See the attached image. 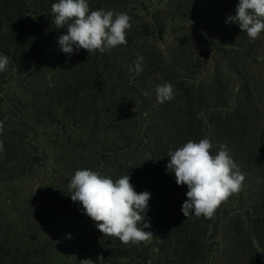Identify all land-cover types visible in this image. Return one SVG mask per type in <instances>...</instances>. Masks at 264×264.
<instances>
[{
    "label": "trees",
    "instance_id": "1",
    "mask_svg": "<svg viewBox=\"0 0 264 264\" xmlns=\"http://www.w3.org/2000/svg\"><path fill=\"white\" fill-rule=\"evenodd\" d=\"M56 2L0 0V54L10 58V70L35 80L29 83L32 93L26 101L27 111L35 120L63 130L67 123L105 127L108 123L119 127L137 124L136 118L125 115L123 104L106 106L91 98L92 88L85 73L74 72L71 56L42 48L50 38L67 31V28L57 29L54 24L51 5ZM88 3L90 10H114L130 17L134 10L145 13L150 22L142 24L143 32L160 43H165L168 34L173 33L167 24L168 17L188 22L199 19L212 33L215 54L204 65L194 63L185 42L177 40L162 56V83H172L183 97L181 102L165 101L161 110L186 112L179 120L176 144L158 146L155 141L153 148H120L114 152L119 158L113 164V180L129 174L137 193H150L146 221L151 227L146 231L153 232L151 241L124 245L118 238L105 236L109 246L104 253L96 248H91L89 254L86 250L81 252L96 258L98 263L103 256L100 264H147L153 258L163 260L164 264H220L225 259L238 264L245 253L249 254V264H264L261 253L264 250V32L253 43L237 24L226 23L228 16L235 14L239 0H168L153 13L137 0H88ZM199 69L197 78L187 76ZM6 71L0 72V85ZM139 109L148 119L145 131L154 130L153 125L159 121L149 111H143L144 107ZM0 122L7 131L2 110ZM9 133L14 135L17 130L11 128ZM203 138L212 142V154L225 146L245 174V180L250 176L258 184L252 190L248 188V196H244L247 184L244 181L243 190L223 202L211 219L195 215L186 218L181 208L188 189L186 185H177L174 173L167 170V155L189 140L198 142ZM0 140L4 146L0 151V179L3 175L18 177L22 170L32 172L37 157L30 155L28 160L32 159V163L23 166L21 148H14L5 133L0 135ZM22 149L27 152V148ZM85 149L77 152L78 170L89 169L84 160ZM93 149L96 167L107 165L106 152L102 148ZM134 154L139 157L134 158ZM236 198L239 204L243 202L238 208L232 206ZM244 199L249 202L248 207ZM36 204L39 208V202ZM53 212L55 209L46 212L40 223ZM228 226L234 232L231 238L226 230ZM32 237L38 241L36 234ZM20 253L19 246L0 231V264H31Z\"/></svg>",
    "mask_w": 264,
    "mask_h": 264
},
{
    "label": "rangeland",
    "instance_id": "2",
    "mask_svg": "<svg viewBox=\"0 0 264 264\" xmlns=\"http://www.w3.org/2000/svg\"><path fill=\"white\" fill-rule=\"evenodd\" d=\"M137 1L147 5L153 13L168 0ZM130 18L132 27L126 33V45L103 54L98 51L88 53L85 49L78 52L74 50L70 56L74 72L85 73L92 88L91 98L106 106L123 104L125 115L138 121L135 125L119 127L116 123H108V127H105L102 124L76 126L67 123L64 130L57 125L48 126L43 121L35 120L27 111L26 101L32 93L29 83L35 80L7 67L6 78L0 85V110L7 130L4 133L12 140L14 148H21V165L32 163V159L28 160L30 155L37 157V161L30 173L22 170L18 177L3 175L0 179V231L8 235L9 241L14 242L15 246H19L20 256L25 255L31 264H80V260L90 258L81 250L89 254L91 248H96L98 252L104 253L109 246L104 234L83 212L82 205L73 202L69 195L68 184L80 165L77 152L86 148L84 160L89 169L113 179V164L119 158L114 152L120 148H153L155 141L158 146L176 144L179 120L186 112L184 109L161 110L163 103L156 100L155 87L163 84L160 77L162 56L170 46L177 44V40L185 42L194 63L204 65V61L215 54L212 33L199 19L188 22L168 17L167 24L173 33L168 34L165 43H160L157 38L147 37L143 32L142 24L150 22L145 13L134 10ZM58 39L57 36L50 38L42 48L62 53ZM137 54L144 57L143 71L139 75L129 71L130 67H134L133 61ZM195 72H189L187 76L197 78L200 69ZM143 92L152 94L144 96ZM182 97V93L175 91L171 101L181 102ZM141 106L145 108L143 111H149L155 121H159L158 125H153L154 130L145 131L148 119L139 113ZM110 108L107 107L108 110ZM11 128L17 133L11 135ZM22 148H27V152ZM93 148H102L106 152L107 165L96 167ZM133 156L139 157L138 154ZM245 181L244 196H248L246 190L254 189L258 183L250 176ZM36 201L40 204L39 208L36 207ZM238 201L239 198H236L233 202L234 208L243 204ZM244 202L248 207L249 202L245 199ZM53 209L55 212L41 224L46 212ZM226 230L229 233V226ZM233 233L230 231L229 238ZM34 234L38 236V241H34ZM69 235L71 238H68ZM261 253L264 261V250ZM241 258L238 264H249L248 253ZM92 260L94 264H99L96 258ZM219 263L235 264L228 263L226 259ZM147 264H164V261L153 258Z\"/></svg>",
    "mask_w": 264,
    "mask_h": 264
},
{
    "label": "clouds",
    "instance_id": "3",
    "mask_svg": "<svg viewBox=\"0 0 264 264\" xmlns=\"http://www.w3.org/2000/svg\"><path fill=\"white\" fill-rule=\"evenodd\" d=\"M51 12L56 28H67V34L59 37L58 44L69 57L74 50L103 54L127 44L126 33L132 27L127 13L90 10L88 0H58L51 5ZM226 23L237 24L254 43L264 32V0H239L235 14L228 16ZM143 62L144 57L137 54L129 71L139 75ZM9 63L10 58L0 54V72L6 71ZM174 91L170 82L156 85L157 102L172 100ZM3 131L4 124L0 122V135ZM212 148L209 138L198 142L189 140L167 155V170L174 173L177 185H186L188 189L181 208L186 218L195 215L211 219L223 202L243 190L245 174L227 148L221 146L216 154H212ZM3 150V140H0V151ZM68 191L71 200L82 205L83 212L104 236L118 238L124 245L147 244L153 238V232L146 231L151 227L146 221L150 193H137L129 174L113 180L98 171L79 169L72 176ZM103 260L100 256L99 264ZM79 262L94 264L90 258Z\"/></svg>",
    "mask_w": 264,
    "mask_h": 264
}]
</instances>
